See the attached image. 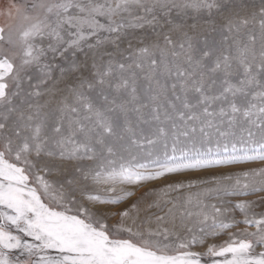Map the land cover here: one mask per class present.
<instances>
[{
	"label": "snow or ice",
	"instance_id": "1",
	"mask_svg": "<svg viewBox=\"0 0 264 264\" xmlns=\"http://www.w3.org/2000/svg\"><path fill=\"white\" fill-rule=\"evenodd\" d=\"M0 20V264H264V0Z\"/></svg>",
	"mask_w": 264,
	"mask_h": 264
},
{
	"label": "rangeland",
	"instance_id": "2",
	"mask_svg": "<svg viewBox=\"0 0 264 264\" xmlns=\"http://www.w3.org/2000/svg\"><path fill=\"white\" fill-rule=\"evenodd\" d=\"M4 22L5 21L0 20V24H2ZM262 167H264V163L256 161V162H252V163H249L246 165L230 166L228 168L223 169V171H225V172H228V171L236 172V171L248 170V169H258V168H262ZM194 175H197V174H185V175L174 176V177L169 178V182L171 180H187ZM164 183H165V181H163V180L156 182L157 185H163ZM153 186H154L153 184H149L147 187L150 188ZM140 191H144V189L138 190L137 195H139ZM261 197H264V193H257V194L250 195L247 197H240L238 199H247V200L259 201ZM153 211H156V210H153ZM255 211L257 213L264 211V203H258L257 207L255 208Z\"/></svg>",
	"mask_w": 264,
	"mask_h": 264
}]
</instances>
